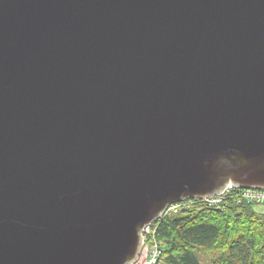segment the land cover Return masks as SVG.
<instances>
[{
  "label": "water",
  "instance_id": "obj_1",
  "mask_svg": "<svg viewBox=\"0 0 264 264\" xmlns=\"http://www.w3.org/2000/svg\"><path fill=\"white\" fill-rule=\"evenodd\" d=\"M228 183L264 188V0H0V264H130Z\"/></svg>",
  "mask_w": 264,
  "mask_h": 264
},
{
  "label": "trees",
  "instance_id": "obj_2",
  "mask_svg": "<svg viewBox=\"0 0 264 264\" xmlns=\"http://www.w3.org/2000/svg\"><path fill=\"white\" fill-rule=\"evenodd\" d=\"M252 202L229 200L223 207L196 203L161 216L152 236L160 255L155 264H264V213Z\"/></svg>",
  "mask_w": 264,
  "mask_h": 264
},
{
  "label": "built area",
  "instance_id": "obj_3",
  "mask_svg": "<svg viewBox=\"0 0 264 264\" xmlns=\"http://www.w3.org/2000/svg\"><path fill=\"white\" fill-rule=\"evenodd\" d=\"M229 200L233 201H248L252 203H264V188H245L237 187L234 184H226L218 193L202 198L192 197L184 198L180 201L171 203L161 216L176 213L182 209L190 207L196 203H200L208 207H223ZM160 216V217H161ZM159 217V218H160ZM154 219L144 225L141 230L142 247L139 257L130 264H155L159 255L160 249L152 238L155 231L156 221Z\"/></svg>",
  "mask_w": 264,
  "mask_h": 264
},
{
  "label": "rangeland",
  "instance_id": "obj_4",
  "mask_svg": "<svg viewBox=\"0 0 264 264\" xmlns=\"http://www.w3.org/2000/svg\"><path fill=\"white\" fill-rule=\"evenodd\" d=\"M253 207L255 208V210L264 213V203H254ZM198 256L200 260L203 261L204 263L206 264L209 263L211 255H208L206 253H203L202 251H199Z\"/></svg>",
  "mask_w": 264,
  "mask_h": 264
}]
</instances>
